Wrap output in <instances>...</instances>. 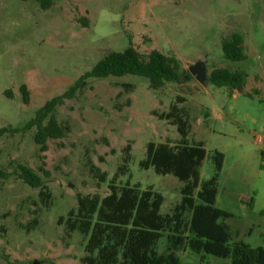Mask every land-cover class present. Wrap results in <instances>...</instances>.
Listing matches in <instances>:
<instances>
[{"label": "rangeland", "instance_id": "obj_1", "mask_svg": "<svg viewBox=\"0 0 264 264\" xmlns=\"http://www.w3.org/2000/svg\"><path fill=\"white\" fill-rule=\"evenodd\" d=\"M233 33L244 36V61L224 56L223 40ZM130 46L142 54L174 56L183 70L204 62L208 75L217 68L246 71L249 78L240 85L258 84L259 93L184 78L158 90L141 76L91 79L85 91L57 109L59 122L71 132L50 140L47 152L35 144L34 131L1 138L0 264H83L87 240L78 232L68 237L58 221L77 207L78 195L108 194L125 165L117 184L153 188L164 197L161 213L169 214L181 202L183 183L142 162L150 142L181 141L176 126L154 115L168 114L178 97L186 99L180 105L192 125L190 142L204 143L209 153L201 182L216 173L213 153L225 156L216 207L232 215L226 220L231 244L264 247V0H55L49 10L34 0H0V129L25 126L106 54ZM18 163L44 178L53 196L49 208L38 189L14 174ZM92 166L107 175L104 182ZM166 248L164 236L159 251ZM179 256L183 264H231L211 255L202 262L190 249Z\"/></svg>", "mask_w": 264, "mask_h": 264}, {"label": "trees", "instance_id": "obj_2", "mask_svg": "<svg viewBox=\"0 0 264 264\" xmlns=\"http://www.w3.org/2000/svg\"><path fill=\"white\" fill-rule=\"evenodd\" d=\"M34 1L43 10L51 9L55 3V0ZM222 48L228 60L241 62L247 58L245 39L240 33L224 38ZM125 75L147 78L154 90L167 83L180 84L183 78L195 80L174 56L158 51L142 54L133 46L123 52H110L66 92L48 101L25 126L0 129V139L34 131L35 144L42 153L47 152L50 140L65 139L71 132L70 125L61 124L57 118L60 106L85 91L91 79ZM247 78L246 71L217 68L209 75V82L234 91L240 84H245ZM21 91L24 102L28 104L30 92L27 86L24 85ZM258 93V90L253 92ZM185 101L184 97H178L168 114L154 112L155 116L177 127L181 141L177 144L150 142L146 160L142 162L143 168L153 167L157 174L173 175L183 183L181 202L169 214H162L164 197L153 188L141 191L139 186L117 184L119 174L127 171L126 165L121 167L108 188V194L78 195L77 207L58 221L65 227L68 237L78 232L87 240L83 264H182L179 253L187 249L199 254L202 262L211 255L230 259L231 264H264V247L253 248L243 242L231 244L233 234L226 220L232 215L216 207L218 181L225 156L218 151L213 153L216 173L211 180L201 182V171L209 153L204 143L189 140L192 125L187 110L180 105ZM130 149L128 146L127 151ZM261 154L264 161V150ZM129 159L130 155L127 161ZM91 172L96 174L99 182L107 178L94 166ZM14 174L26 185L39 190V198L45 208L53 204L52 193L39 173L18 163ZM46 175L49 173L45 171ZM188 212L191 213L190 219L186 217ZM33 224L38 226L39 220L35 218ZM164 236L167 248L160 252L159 243Z\"/></svg>", "mask_w": 264, "mask_h": 264}, {"label": "water", "instance_id": "obj_3", "mask_svg": "<svg viewBox=\"0 0 264 264\" xmlns=\"http://www.w3.org/2000/svg\"><path fill=\"white\" fill-rule=\"evenodd\" d=\"M189 72L200 84L205 85L209 82L207 65L204 62H199L189 68ZM243 90V86L239 85V90ZM38 264V263H36Z\"/></svg>", "mask_w": 264, "mask_h": 264}, {"label": "crops", "instance_id": "obj_4", "mask_svg": "<svg viewBox=\"0 0 264 264\" xmlns=\"http://www.w3.org/2000/svg\"><path fill=\"white\" fill-rule=\"evenodd\" d=\"M249 78V77H248ZM244 92L243 93H245V92H250L251 90H253V89H256V90H258L259 91V85L257 84V85H255L254 87L253 86H249L248 87V84L247 85H244ZM237 94H239L238 92H236L235 94H233V97H237ZM182 264H183V262H182Z\"/></svg>", "mask_w": 264, "mask_h": 264}, {"label": "built area", "instance_id": "obj_5", "mask_svg": "<svg viewBox=\"0 0 264 264\" xmlns=\"http://www.w3.org/2000/svg\"><path fill=\"white\" fill-rule=\"evenodd\" d=\"M260 142H262V140H260Z\"/></svg>", "mask_w": 264, "mask_h": 264}]
</instances>
